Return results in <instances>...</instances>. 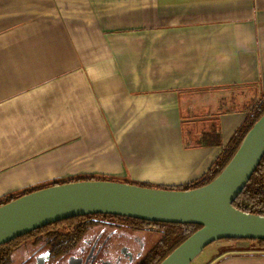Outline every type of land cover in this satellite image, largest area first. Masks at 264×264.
Masks as SVG:
<instances>
[{
    "label": "crops",
    "instance_id": "crops-1",
    "mask_svg": "<svg viewBox=\"0 0 264 264\" xmlns=\"http://www.w3.org/2000/svg\"><path fill=\"white\" fill-rule=\"evenodd\" d=\"M261 98L264 0H0V201L60 179L192 182ZM214 122L221 146L186 144ZM237 245L201 264H264Z\"/></svg>",
    "mask_w": 264,
    "mask_h": 264
},
{
    "label": "water",
    "instance_id": "water-1",
    "mask_svg": "<svg viewBox=\"0 0 264 264\" xmlns=\"http://www.w3.org/2000/svg\"><path fill=\"white\" fill-rule=\"evenodd\" d=\"M264 157V114L212 181L192 189L148 187L112 179L52 184L0 205V245L63 219L104 213L201 227L159 264H191L222 239H263L264 215L234 201Z\"/></svg>",
    "mask_w": 264,
    "mask_h": 264
},
{
    "label": "flooded vegetation",
    "instance_id": "flooded-vegetation-1",
    "mask_svg": "<svg viewBox=\"0 0 264 264\" xmlns=\"http://www.w3.org/2000/svg\"><path fill=\"white\" fill-rule=\"evenodd\" d=\"M151 222L84 217L49 224L1 244L0 264H143L161 234Z\"/></svg>",
    "mask_w": 264,
    "mask_h": 264
},
{
    "label": "trees",
    "instance_id": "trees-1",
    "mask_svg": "<svg viewBox=\"0 0 264 264\" xmlns=\"http://www.w3.org/2000/svg\"><path fill=\"white\" fill-rule=\"evenodd\" d=\"M263 114H264V98H261L253 102L248 107V113L242 125L236 130V132L233 134L230 141L223 146V150L221 151L219 156L216 158V160L213 162L210 169L200 178L192 182L186 183V184L175 185V186H167V185L155 186L150 183L138 182V181H133L130 179L127 182L137 183V184L148 186V187H162V188H168V189H192V188L205 185L208 182L212 181L215 177H217V175H219V173L230 162V160L236 153L237 149L239 148L247 132L253 127L255 122ZM185 118L187 119V116H184V119H183L184 123L185 121H187L185 120ZM188 122L189 121H187L186 124ZM194 136L195 134L192 131V129H188V131H186L185 140L188 146H191V145L221 146L222 145L221 130H220L219 125L216 124L215 122L212 124V127L209 130L203 131L200 137H194ZM84 179H112L113 180V178H106V177H87V178L83 177V178L55 180L49 184H44L42 186L27 189L23 192H20L19 194L7 196L6 198L0 201V205L3 203L9 202L21 195L37 190L39 188H43V187H46L52 184L65 183V182L84 180ZM234 206H236L237 208L245 212H252V213L264 215V157L262 158L259 166L257 167L255 173L251 177L250 181L245 186L242 193L234 201ZM84 217L85 218L86 217L88 218L89 217H100L104 219L125 221L126 223H132L137 226L144 225L148 222L147 220L127 217L123 215L96 213V214L71 217V218L63 219V220L50 223V224L60 223L61 221L68 220V219L70 220V219L84 218ZM151 223L160 227L161 234H160L158 246H157L155 253L151 257H149L143 264H159L178 245H180L184 240H186L190 235H192L195 231H197L201 227V225L194 224V223H169V222H151ZM221 241L223 242L234 241L239 244L246 243V244H241L240 249H244V250H264V240L263 239H222ZM221 251L222 252L225 251L224 248H222Z\"/></svg>",
    "mask_w": 264,
    "mask_h": 264
},
{
    "label": "rangeland",
    "instance_id": "rangeland-1",
    "mask_svg": "<svg viewBox=\"0 0 264 264\" xmlns=\"http://www.w3.org/2000/svg\"><path fill=\"white\" fill-rule=\"evenodd\" d=\"M114 178V177H113ZM116 180H120V181H128L129 179H123V178H114ZM132 180V179H130ZM133 181H137V180H134ZM138 182H141V181H138ZM151 184V183H150ZM155 186H159V185H156V184H153ZM163 185H167V184H160V186H163ZM167 186H174V185H167ZM218 243H223V241H215L214 243L210 244L209 246H207L205 248V250L197 257V259H195L191 264H201L202 262H204V260L206 258H209V256H213L214 254L217 253V250L216 248L219 246ZM225 244H222L219 246V248H227V246H229L228 248L232 247V246H236L237 244L239 245V243L237 242H234V241H231V242H224ZM241 244H246V243H241ZM237 245V246H238ZM237 248V247H236ZM251 251V250H250Z\"/></svg>",
    "mask_w": 264,
    "mask_h": 264
}]
</instances>
